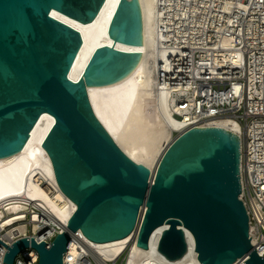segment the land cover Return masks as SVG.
I'll list each match as a JSON object with an SVG mask.
<instances>
[{"label": "water", "instance_id": "water-1", "mask_svg": "<svg viewBox=\"0 0 264 264\" xmlns=\"http://www.w3.org/2000/svg\"><path fill=\"white\" fill-rule=\"evenodd\" d=\"M105 0H0V157L23 148L39 116L54 122L42 141L56 182L76 208L49 244L21 237L7 248L2 264H13L31 246L37 264H64L71 236L103 242L136 234L149 247L152 232L166 224L157 250L169 260L194 238L201 264H264L249 238L241 192L240 137L217 126H192L164 149L153 171L132 160L95 115L87 87L127 75L141 53L115 43L142 45L139 0H118L106 35L83 68L77 53L80 32L51 15L55 10L80 22L92 21ZM76 58L82 73H80Z\"/></svg>", "mask_w": 264, "mask_h": 264}, {"label": "built area", "instance_id": "built-area-1", "mask_svg": "<svg viewBox=\"0 0 264 264\" xmlns=\"http://www.w3.org/2000/svg\"><path fill=\"white\" fill-rule=\"evenodd\" d=\"M158 9L162 48H167L162 62L154 66L158 89L167 93L176 113L190 117L185 129L218 117L233 118L240 125L239 197L251 245L257 253L264 251V0H158ZM20 200L24 208L17 213L4 210L2 218L21 215L10 226L24 223L26 230L6 235L0 226V240L7 246L21 237L49 244L65 229L66 224L56 221L38 200ZM73 238L79 252L72 264H123L124 252L104 260L83 247L77 232ZM6 251L0 243V264ZM245 259L233 264H245ZM37 261V251L27 246L13 264Z\"/></svg>", "mask_w": 264, "mask_h": 264}, {"label": "bare ground", "instance_id": "bare-ground-1", "mask_svg": "<svg viewBox=\"0 0 264 264\" xmlns=\"http://www.w3.org/2000/svg\"><path fill=\"white\" fill-rule=\"evenodd\" d=\"M117 2L105 0L96 17L85 23L51 11L53 17L80 32L82 44L77 57L83 68L97 46L112 44L106 30ZM139 2L143 20L142 45L116 42L115 46L141 53L140 59L123 78L109 84L88 86L87 94L95 115L118 146L132 160L153 171L160 155L175 138L173 133L184 131L186 120L190 117L180 115L171 108L167 93L158 89L155 80L154 66H159L162 56L167 52V48H162L164 36L157 22V16L162 13H159L158 0ZM74 61L82 73L76 58ZM53 122L54 118L43 112L32 127L23 148L0 157V226L6 235L26 230L24 223L10 226L19 221L21 215L2 218L4 210L17 213L24 208L20 199L38 200L51 210L56 221L63 224H67L76 208V204L59 188L51 160L41 145ZM204 126L221 127L234 134L240 132L238 122L229 117L209 119ZM20 195L25 198L18 197ZM166 227V224H161L152 232L146 249L136 245L135 233L103 242L91 241L80 231L77 237L93 256H101L104 260H113L127 249L123 264H201L194 250L193 235L188 230H185L188 249L183 257L169 260L157 250L160 234ZM78 252L77 242L73 238L64 255V264H72Z\"/></svg>", "mask_w": 264, "mask_h": 264}, {"label": "rangeland", "instance_id": "rangeland-1", "mask_svg": "<svg viewBox=\"0 0 264 264\" xmlns=\"http://www.w3.org/2000/svg\"><path fill=\"white\" fill-rule=\"evenodd\" d=\"M175 133H173V137H174ZM124 256L127 255V249L124 250V253H123ZM125 258V257H124Z\"/></svg>", "mask_w": 264, "mask_h": 264}]
</instances>
